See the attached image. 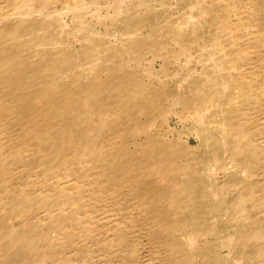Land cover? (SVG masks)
<instances>
[{"label": "bare ground", "instance_id": "6f19581e", "mask_svg": "<svg viewBox=\"0 0 264 264\" xmlns=\"http://www.w3.org/2000/svg\"><path fill=\"white\" fill-rule=\"evenodd\" d=\"M0 264H264V0H0Z\"/></svg>", "mask_w": 264, "mask_h": 264}, {"label": "rangeland", "instance_id": "374dc122", "mask_svg": "<svg viewBox=\"0 0 264 264\" xmlns=\"http://www.w3.org/2000/svg\"><path fill=\"white\" fill-rule=\"evenodd\" d=\"M74 42H75V43H74ZM69 44H71L73 47H74V46H77V42H76V41H73V40H71V42H69ZM78 45H79V44H78ZM172 47H173V48H172ZM170 48H171V49H170ZM174 49L179 50L180 48L178 49V47H177L176 45L174 46V45L172 44V45L169 47V50L172 52ZM148 57H150V54H148ZM183 60L185 61V59L182 58V59L179 61V64H180V63H183ZM181 61H182V62H181ZM175 65L178 66V64H176V63H175ZM139 240H142V242L140 241V243H143V244L146 243V240L143 239V238H141V239H139ZM141 245H142V244H141ZM141 250H142V249H141ZM143 252H144V253H143ZM145 252L148 253L146 248H144V249L141 251V256H144V255H145ZM145 256H146V255H145ZM142 258H143V257H142Z\"/></svg>", "mask_w": 264, "mask_h": 264}]
</instances>
